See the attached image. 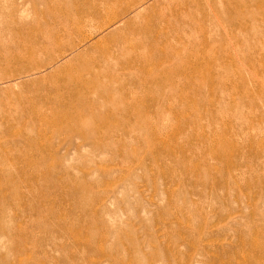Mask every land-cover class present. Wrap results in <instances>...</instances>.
<instances>
[{
    "label": "rangeland",
    "instance_id": "374dc122",
    "mask_svg": "<svg viewBox=\"0 0 264 264\" xmlns=\"http://www.w3.org/2000/svg\"><path fill=\"white\" fill-rule=\"evenodd\" d=\"M84 1L0 0V264H264V0Z\"/></svg>",
    "mask_w": 264,
    "mask_h": 264
},
{
    "label": "bare ground",
    "instance_id": "6f19581e",
    "mask_svg": "<svg viewBox=\"0 0 264 264\" xmlns=\"http://www.w3.org/2000/svg\"><path fill=\"white\" fill-rule=\"evenodd\" d=\"M82 1H83V0H82ZM82 1L80 0L79 2H82ZM92 1H93V0H92ZM96 1H98V0H95V2H96ZM100 1H101V0H100ZM102 1H103V0H102ZM75 2H77V1L74 0L73 5L76 4ZM79 2H77V3H79ZM89 2H90V0H89V1H88V0H85V1L80 5L79 9H80V8H83L82 5H86V3L89 4ZM51 3H52V1L50 2V4H51ZM96 3H97V2H96ZM98 3H99V2H98ZM52 4H53V3H52ZM52 4H51V5H52ZM60 4H61V3H60ZM88 4H87V5H88ZM61 5H62V4H61ZM63 5L65 6L64 3H63ZM76 5H77V4H76ZM66 6H67V5H66ZM66 6H65V7H66ZM89 6H92V7H93L94 5L91 4V5H89ZM54 7H55V6H54ZM60 7H62V6H60ZM75 7H76V6H75ZM75 7H73V9H74ZM49 8H50V7H49ZM76 8H77V7H76ZM76 8H75V9H76ZM84 8H85V7H84ZM88 8H89V7H87L86 9H88ZM90 8H91V7H90ZM90 8H89V10L92 9V8H91V9H90ZM63 9H64V8H63ZM66 9H67V8H66ZM95 9H96V7H95ZM57 10H59V9H57ZM69 10H71V9H69ZM83 10H84V9H83ZM83 10H82V13L84 14L85 12H83ZM59 11H60V10H59ZM59 11H58V12H59ZM61 11H62V9H61ZM64 11H65V10H64ZM66 11H68V9H67ZM75 11H76V10H75ZM84 11H86V10H84ZM72 12H73V11H72ZM78 12H79V11H78ZM66 13H67V12H66ZM74 13H75V12H74ZM80 13H81V11H80ZM82 13H81V15H82ZM43 14H44V13H43ZM60 14H61V13H60ZM64 14H65V12H64ZM71 14H72V13H71ZM73 15H75V14H73ZM73 15H72V16H73ZM45 16H46V15H45ZM59 16H60V15H59ZM77 16H78V15H77ZM77 16H76V18H78ZM68 17H69V16H68ZM68 17H67V19H68ZM60 18H61V17H60ZM63 18H64V16H63ZM63 18H62V20H63ZM72 18H73V17H72ZM62 20H61V21H62ZM64 20H66V18H65ZM75 20H77V19H75ZM80 20H81V19H80ZM50 26L53 27L52 24H50ZM53 29H54V27H53ZM141 29H144V27L141 28ZM56 32H57V31H56ZM145 32H147V31H145ZM39 35H40V34H39ZM39 35H38V36H39ZM54 35H55V34H54ZM35 36H36V35H35ZM35 36H34V37H35ZM38 36H37V37H38ZM28 37H30V35H29ZM32 37H33V36H32ZM32 37H31V38H32ZM37 37H35V38H37ZM39 37H40V36H39ZM38 39H39V38H38ZM41 39H42V38H41ZM42 40H43V39H42ZM40 41H41V40H39V41L37 40V42L35 43V41H34V43H35V44H39L38 42H40ZM43 41H44V40H43ZM30 42H31V39H30ZM26 43H27V42H26ZM32 43H33V41H32ZM27 44H29V43H27ZM27 44H26V45H27ZM35 44H34V45H35ZM34 45H33V46H34ZM28 46H29V45H28ZM28 46H27V47H28ZM34 47L39 48V47H40V44H39V47H37V46H34ZM25 48H26V47H25ZM40 48H42V47H40ZM32 49H33V48H32ZM30 50H31V49H30ZM33 51H34V50H32L31 52H33ZM26 52H27V51H26ZM31 52H30V53H31ZM6 54H7V53H6ZM8 54H9V53H8ZM17 54H18V53H17ZM27 54H28V53H27ZM27 54H26V57L24 56L25 58H27ZM32 54H33V53H32ZM32 54H31V55H32ZM29 56H30V55H29ZM24 57H23L22 54H21V55H20V54H18V55H10V54H9V55H6V56H5V55H4V56H3V55H0V65H1V64H6V65H8V64H10V63H14V62H20V60L23 59ZM22 61H25V59H23ZM22 61H21V62H22ZM96 62H97V61H95V63H96ZM92 63L94 64V61H93ZM92 63H91V64H92ZM94 65H95V64H94ZM81 68H82V67H81ZM81 68H80V70H81ZM89 69H90V68H89ZM82 70H84V69H82ZM82 70H81V72H82ZM76 72H77V71H76ZM83 73H84V71L82 72V74H83ZM82 74H78V75H81V76H82ZM72 75H73V74H72ZM66 76H67V75H66ZM73 76H74V75H73ZM73 76H68L66 79L68 80L69 83L74 82V83H76V84H79L80 81H81V79L78 78V77H76L77 75H76L75 77H73ZM83 80H84V78H83ZM83 80H82V81H83ZM84 82H85V80H84ZM76 84H75V85H76ZM84 84H86V83H84ZM71 85H73V83H72ZM78 86H80V85H78ZM81 86H82V85H81ZM84 86H85V85H84ZM84 86H82L81 88H84Z\"/></svg>",
    "mask_w": 264,
    "mask_h": 264
}]
</instances>
